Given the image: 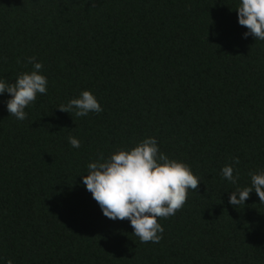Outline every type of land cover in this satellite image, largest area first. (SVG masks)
<instances>
[{
    "label": "trees",
    "instance_id": "obj_1",
    "mask_svg": "<svg viewBox=\"0 0 264 264\" xmlns=\"http://www.w3.org/2000/svg\"><path fill=\"white\" fill-rule=\"evenodd\" d=\"M238 0H0V79L43 64L23 121L0 96V258L14 264H264V203L230 192L264 170V41ZM90 91L103 111L59 108ZM80 141L73 148L68 137ZM155 137L201 183L143 243L83 184L102 153ZM239 158L235 164L234 158ZM231 164L236 184L222 178Z\"/></svg>",
    "mask_w": 264,
    "mask_h": 264
},
{
    "label": "clouds",
    "instance_id": "obj_2",
    "mask_svg": "<svg viewBox=\"0 0 264 264\" xmlns=\"http://www.w3.org/2000/svg\"><path fill=\"white\" fill-rule=\"evenodd\" d=\"M238 23L248 29L243 36L264 41V0H238ZM33 68L18 75L14 84L0 79V96L7 93L6 101L10 116L23 121L27 118L25 109L33 103L37 95L47 93L48 80L42 74L43 64L36 57L28 58ZM63 112L85 117L89 113L103 111L101 104L90 91H82L78 97L62 104ZM73 148H80L78 138L68 137ZM239 164V158H234ZM222 178L236 184L239 176H234L231 164L221 169ZM251 186L230 192L229 204L239 206L255 192L264 203V170L250 173ZM86 190L99 204L103 215L113 221L129 220L134 235L141 242L158 243L164 233L160 218L175 215L188 198L189 190L196 192L201 180L191 167L160 151L155 137H147L131 148H119L105 157L102 153L87 165V174L81 176ZM0 264H14L13 260L0 258Z\"/></svg>",
    "mask_w": 264,
    "mask_h": 264
}]
</instances>
